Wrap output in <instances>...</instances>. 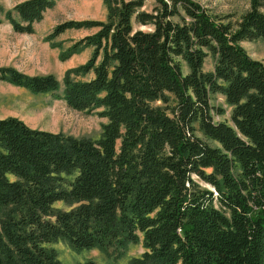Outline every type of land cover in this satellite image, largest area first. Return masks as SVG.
Returning <instances> with one entry per match:
<instances>
[{
	"label": "trees",
	"instance_id": "obj_1",
	"mask_svg": "<svg viewBox=\"0 0 264 264\" xmlns=\"http://www.w3.org/2000/svg\"><path fill=\"white\" fill-rule=\"evenodd\" d=\"M104 1L106 20L66 21L47 36L57 47L69 29H97L60 57L93 48L66 72L63 99L107 118L101 137L0 118V264H65L50 247L59 240L78 250L142 241L130 264H264V61L241 44L264 40L261 0L238 18L196 0H156L151 11ZM56 3L24 0L6 19L32 34ZM0 81L33 93L61 85L14 67H0ZM215 94L231 122L214 120Z\"/></svg>",
	"mask_w": 264,
	"mask_h": 264
},
{
	"label": "rangeland",
	"instance_id": "obj_2",
	"mask_svg": "<svg viewBox=\"0 0 264 264\" xmlns=\"http://www.w3.org/2000/svg\"><path fill=\"white\" fill-rule=\"evenodd\" d=\"M24 0H0V67H14L27 75L54 74L60 80V88L56 92L33 93L25 87L0 81V118L14 116L22 119L33 128L63 132L78 138L98 139L103 132V125L108 119L98 115L97 111L84 112L71 108L63 99L64 76L73 67L86 63L93 53V48H85L66 60L60 54L66 51L74 42L82 39L97 29H69L55 38L53 46L47 36L58 25L70 20H106L108 10L104 0H56L54 8L49 9L43 20L35 24L32 34L14 31L6 19V12ZM214 14L221 16L240 17L251 8L252 0H196ZM144 9L151 11L156 0H144ZM260 10L264 12V0H261ZM134 29H151L134 22ZM254 59L264 61V40L243 41L241 43ZM216 56L209 52L204 70L213 71ZM185 72L189 69L184 67ZM92 74L79 79H88ZM160 104V102H158ZM211 104L214 106L212 114L215 121L231 122L232 107L224 96L213 95ZM219 110L224 112L219 113ZM196 134L204 139L205 136L198 129ZM212 145L216 143L208 140ZM71 178V177H69ZM203 187L209 184L200 182ZM212 188V187H211ZM56 207L69 209L62 202ZM58 258L65 264H130L134 258H139L145 248L142 241L131 243L126 248L83 249L78 250L68 242L59 240L50 244Z\"/></svg>",
	"mask_w": 264,
	"mask_h": 264
}]
</instances>
